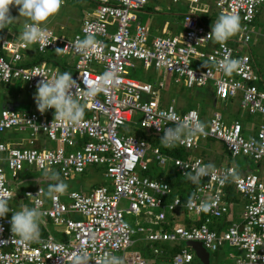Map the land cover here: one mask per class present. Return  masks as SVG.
<instances>
[{"label": "built area", "instance_id": "2783aa9c", "mask_svg": "<svg viewBox=\"0 0 264 264\" xmlns=\"http://www.w3.org/2000/svg\"><path fill=\"white\" fill-rule=\"evenodd\" d=\"M88 1L93 7L82 18L77 32L68 39L46 29L49 44L45 48L39 42L25 48L21 39L24 25L19 37L0 39V87L20 81L26 90L36 91L39 80L67 71L72 73L80 89L86 90L84 78L95 81L109 69L117 71L119 84L101 91L91 100L77 90L74 99L85 106L84 120L79 126L56 120L54 109L43 114L0 109V133L11 129L28 132L25 147L0 142V163L5 162L11 180L17 177L23 165L45 171L56 167L62 179L81 175L96 166L102 169L106 182L85 193L69 191L64 201L58 193H53L57 199L45 197L44 193L37 195L41 187L23 192L29 208L35 207L37 200L44 201L41 211L46 215L43 219L53 226H61L64 238L57 240L48 234L41 236L43 243L18 244L19 238L11 232L10 211L5 218H0V241L7 242L0 244V264H73L76 253L87 254L89 264H95L105 252L123 258L124 264H192L193 253L186 242L200 243L209 254L224 245L232 248L241 253L228 254L233 264H264V245L256 243L264 241V178L237 167V176L224 185L219 181L209 183L210 177L206 176L200 186L189 181L190 186L173 190L163 177L145 175L150 164H155L170 166L181 178L187 179L183 173L192 171L197 161H204L185 154L174 157L170 152L196 148L198 141L204 140L219 141L230 159L243 157L253 163L264 162V75L252 66L250 55L240 54L228 41L219 43L209 36L211 30L200 23L199 10L194 7L200 0H170L172 3L186 1L189 6V11L181 15L180 31L153 37L149 44V28L140 24L136 15L146 5V0ZM263 4L264 0H214L213 5L219 16L234 12L241 17L242 31L233 39L238 45L249 42L248 27ZM87 34L103 42L101 51L89 50L87 56L77 51L76 39H84ZM29 47L38 54L63 49L58 52L59 57L71 60L61 63L65 71L60 67L52 68L49 62L22 67V53ZM225 55L240 61L239 69L231 76L217 63ZM134 61L140 63L143 70L153 69L168 75L173 84L181 83L186 89L210 87L213 98L219 102L238 98V109L258 121L256 128L242 126L237 120L226 122L218 112H213L206 123L207 136H186L184 143L173 148L163 145V150L152 146L146 141L147 135L161 139L164 131L158 130L157 125L163 129L173 127L170 116L184 120L195 112L200 118L196 110L178 112L172 104L163 105L159 97V90L163 88L161 81L138 82L127 77L126 69L133 68ZM199 63L206 66L199 68ZM37 72L44 77L35 75ZM70 91L76 93L75 88ZM136 114H139L138 123L134 121ZM128 128H132L133 133L127 134ZM136 128L144 134L136 133ZM245 132L250 133L249 137H244ZM39 135L53 142L55 147L35 146ZM184 165L189 167L185 169ZM230 168L233 166H217L216 175L222 176ZM0 176L4 177L3 190L11 201L15 195L1 168ZM193 192L197 206L202 201L215 202L217 198L218 203L208 213L198 207H188L187 200ZM232 193L242 200L241 212L228 226L219 225L218 222L230 214ZM177 199L180 203L175 205ZM121 200L127 202L125 209L119 208ZM152 211L155 213L151 219ZM125 215H142L153 227L137 224L132 227L124 221ZM178 215L190 223L172 224ZM201 217L203 220L197 224ZM211 225L215 228H210ZM134 234L141 235L142 248H147L150 257L145 258L137 251L126 253L133 245L131 236ZM54 244H63V250H54ZM165 244L178 249L168 254L158 247Z\"/></svg>", "mask_w": 264, "mask_h": 264}, {"label": "rangeland", "instance_id": "374dc122", "mask_svg": "<svg viewBox=\"0 0 264 264\" xmlns=\"http://www.w3.org/2000/svg\"><path fill=\"white\" fill-rule=\"evenodd\" d=\"M213 4L214 0H200L198 5L194 6L195 8L200 6L206 8L209 15L207 16V19H205L204 23L206 27H210L211 29L212 25L215 24L217 18L219 17ZM86 5V0H64L59 13L54 17H50L46 23L41 25V27L52 30L55 35L68 39L75 31H77L78 23L75 21V19L81 21L83 17V11L86 10ZM17 7L18 6H10L11 15L18 18L12 24L7 25L5 29L0 30V35L3 37L1 39H9L8 36H4L3 31L6 29H8L10 33L22 31L23 25L25 24L27 18L19 16ZM146 8L149 10L148 17H150L148 26L150 31L147 37V44L150 43V40L153 37H163L170 35V32L166 34L161 30L175 27V25H173V21H175L177 18L180 20V16L189 11V6L186 1L172 3L170 0H146ZM72 14H74L73 17H71ZM67 15L70 17L68 18ZM136 15L138 16L139 23L143 25L146 22L144 15H141L140 11L136 12ZM66 18H68V22H66L67 25H65L66 28H64L65 26L57 25L59 21L63 23ZM27 22L31 23V21ZM248 30H250L249 42L247 44H238L236 45L235 49L240 54L250 55L253 60V64L259 67L261 69V74L264 75V4L259 7L258 14L249 25ZM109 32H111V29ZM235 37L236 35L230 37L229 39H233ZM28 55L30 58H35L38 56V54L34 52L33 48L31 47L28 48ZM40 55H42L41 57H43L45 60H48V62L52 64V68L57 70L62 62L71 60L70 57L60 58L59 53L56 51H49ZM133 63V68L126 69L127 77L137 80L138 82H143L146 79L150 83L161 81L163 88L159 90V97L163 105L172 104L175 109L187 110L190 108L196 110L199 114L200 120L205 124L208 122L213 112H218L226 122L237 120L242 126L249 127L250 125H253L256 128L258 121H253V116L247 115L245 112L238 109V98L230 99L225 102H219L218 100H215L213 95H210L209 90L206 89L210 87L185 89L181 83L173 84L168 75H163L161 72H156L153 69L143 70L140 66V63L136 61ZM205 66V63H199L197 67L200 68ZM35 93L36 91L26 90L25 85L22 82L11 81L7 86H4V88L0 87V103H4L5 101L2 108L7 110L32 111L38 113L39 111L37 110L34 100ZM134 121L138 123L139 114L134 115ZM11 132L14 134L13 139H20L26 136V134H19L16 131ZM130 133H133L132 128L127 129V134ZM136 133L142 134L143 131L136 128ZM249 135L250 133H244L245 138L249 137ZM160 140L161 139L159 137L154 135H147L146 137V141L148 143L163 150V144L160 142ZM43 141L46 144L45 147L49 149H53L55 147L53 142H47L44 139ZM150 144L149 149L151 148ZM146 155H148V152ZM185 155L189 157H200L205 164L211 162L214 163L216 167L231 165L235 168H244L245 172H252L258 177L264 178V162L251 163V161L246 160L243 157L228 159L227 153L219 141H198L197 147L188 149L185 151ZM2 167L6 173L5 175L9 183V187L15 195L13 200L9 203V207L14 209H21L23 206L27 205L26 199H24L22 196L24 191L34 190L36 187H43L47 192L49 183H52V181L47 180V178L44 176V173L46 172L45 170H35L27 165H23L22 170L19 172L15 181H12L9 177L6 165L2 164ZM50 170L58 172L56 167H52ZM165 170L166 166L162 167L154 165L149 172L152 174L159 172L160 174ZM101 171L102 169L99 168L98 173L93 171L86 172L84 175H74L66 179L61 178V180L69 186L67 192L76 191L85 193L89 190L91 185H95L96 182H106V179L103 178ZM15 192L17 194H15ZM65 194H59L63 201ZM231 197L236 198L238 196L232 193ZM169 200L170 198H167V201ZM126 207L127 202L125 200H121L119 203V208L125 209ZM241 207V203L240 208L238 206L236 207L238 212H240ZM154 213V211L151 212V219ZM74 218L78 219L79 217L75 216ZM124 221L132 227H134L136 224L144 227H153L148 222H146V219H144L142 215H139L138 217H134L133 215H125ZM47 227L49 234L54 236L57 240H62V238H64V236L61 234V226H53L49 223L47 224ZM140 236V234H134L131 236L133 245H131L126 250V253L133 251L142 253V242L139 239ZM168 246L170 248L173 247L170 244H168ZM228 254H232L233 256L241 255L240 252H237L234 249L224 245L220 247L217 252L209 255V264H233V259L228 258ZM192 262L194 263L196 260L193 258Z\"/></svg>", "mask_w": 264, "mask_h": 264}, {"label": "clouds", "instance_id": "9594fccd", "mask_svg": "<svg viewBox=\"0 0 264 264\" xmlns=\"http://www.w3.org/2000/svg\"><path fill=\"white\" fill-rule=\"evenodd\" d=\"M63 3L64 0H0V30L5 29L7 25L17 20L18 17H13L11 15L10 6H18L19 16L27 18L24 24V30L21 34V39L24 42L23 46L27 48L28 44L39 42L45 48V46L49 44L48 32L46 28L41 27V25L46 23L50 17L57 15ZM27 21H31V23ZM241 31V17L237 13H222L217 18L215 24L212 25L209 36L214 37L215 41L219 43H225L230 37L239 34ZM74 47L77 51L87 56L89 50L92 52L101 51L103 42L96 40L92 34H87L84 39L77 38ZM62 50L63 49L57 48L55 51L58 53ZM217 63L219 68L229 76L240 67V61L231 58L229 55H225ZM35 75L44 77L39 72ZM191 75L192 78L195 79L192 72ZM84 83L86 84V90H81L77 81L73 79L72 73L67 71L63 73L56 72L52 75L51 79L44 78L39 80L35 85L36 93L34 96L37 110L43 114L48 109H54V118L56 120L67 122L73 126H79L84 120L85 106L74 99V96L77 95V90L79 89L91 100L101 91H106L109 87L118 85L119 75L115 69H109L95 81L84 78ZM73 88L76 89L75 94H72L70 91ZM169 120L174 125L173 127L163 129L156 124L158 130L164 131V135L160 142L167 148H173L177 144L184 143V138L186 136H207V132L205 131L206 124L198 119L195 112L184 120H181L180 117L175 115L170 116ZM0 142L4 141L0 140ZM183 167L187 169L189 166L184 165ZM192 168V171H185L183 175L187 177L192 184L197 186L202 185L201 180L206 176L210 177L209 183L212 181H219L221 185L229 182L230 178L237 176V169L235 167L227 169L222 176L216 175V166L211 162L204 164L197 161ZM44 176L47 180L55 183H49L46 193L44 189L40 188L37 195L44 193L49 198L57 199L58 197H54L53 193L65 194L68 191L69 186L61 180L59 172L49 170L44 173ZM3 180L4 177L0 176V218H5L10 211L12 212L9 223L13 236L19 238L17 240L18 244L29 246L33 243H43V241H41V225L46 224V220L43 219L46 213L41 211V208L44 201L37 200L35 207L29 208L28 206H23L21 210L13 212L9 207L8 201L10 197L7 192L3 190ZM164 187L167 188L166 185H164ZM196 198V193H191L187 200V206L198 207L199 210L205 213L210 212L216 206V203H218L217 198L215 202L202 201L197 206L195 204ZM179 203L180 201L177 199L175 205ZM0 231H2V229H0ZM6 243L7 242L0 241V244ZM256 243L264 245V241L261 240H257ZM52 247L54 250H63L64 245L54 244ZM89 262L90 257L87 254H73V264H89ZM95 264H124V260L121 257L105 252L103 256L95 261Z\"/></svg>", "mask_w": 264, "mask_h": 264}, {"label": "crops", "instance_id": "0c3cea01", "mask_svg": "<svg viewBox=\"0 0 264 264\" xmlns=\"http://www.w3.org/2000/svg\"><path fill=\"white\" fill-rule=\"evenodd\" d=\"M87 1V5H86V10H84L83 11V17H84V15L93 7V5L88 1V0H86ZM18 9V8H17ZM197 9L199 10L198 11V16L200 17V16H208L209 15V13H208V11L206 10V8L205 7H203V6H200V7H197ZM80 12V11H79ZM140 13H141V15H144V19H146V22L144 23V25H146V26H149V22H150V17H148V15H149V10L146 8V5L143 7V9L142 10H140ZM257 14H258V12H257ZM256 14V15H257ZM256 15H255V18H256ZM74 16V14H72L71 15V17H73ZM67 17L69 18L70 16H68L67 15ZM82 17V18H83ZM179 17V16H178ZM181 17V16H180ZM68 18H66L65 19V21L62 23L61 21H59V23H57V25H59V26H65V25H67V23L66 22H68L67 21V19ZM254 18V19H255ZM82 20V19H81ZM137 20H139L138 19V16H137ZM75 21L78 23V28H79V25H80V20L78 21V19H75ZM180 20H179V18H177L175 21H173V25H175V27H173V28H169V29H166V30H164V29H162L161 31H164V33H168V32H170V35H172V34H174V33H176V32H178V31H180V22H179ZM139 22V21H138ZM64 28H66V26L64 27ZM149 28V27H148ZM78 30V29H77ZM150 31V30H149ZM4 32V36H8V38H16V37H19V35H20V31H16V32H11L10 33V31L8 30V29H6V30H4L3 31ZM75 32H77V31H75ZM74 32V33H75ZM249 32H250V30H249ZM73 33V34H74ZM1 38H3V37H1V35H0V39ZM234 39V38H233ZM233 39H228L227 41L229 42V45L230 46H232L233 48H236V45L237 44H235L234 42H233ZM232 41V42H231ZM34 50V49H33ZM35 52V51H34ZM251 57V56H250ZM31 60V58L29 57V55H28V49H27V51H25L24 53H22V61L20 62V64L21 63H26V62H29ZM251 60H252V58H251ZM252 66L254 67V68H256L260 73H261V69L259 68V67H257L256 65H254L253 64V60H252ZM263 75V74H262ZM207 90H209V92H210V95H212V91H211V88H206ZM17 133H19V132H17ZM22 134H26V136L25 137H23V138H20V139H13L14 137V134H13V132H11V131H7V132H5V133H3L1 136H0V140L1 141H4V142H7L8 144H10V145H13V146H18V147H25L26 146V140H27V138H28V134H27V132H21ZM12 134V135H11ZM20 134V133H19ZM9 135H11V136H9ZM45 142L43 141V138H42V136H37V138H36V142H35V146H37V147H45ZM53 183V182H52ZM43 188V187H42ZM44 189V192L46 193V189L45 188H43ZM28 191V190H27ZM15 194H17L16 192H15ZM45 195V194H44ZM46 196V195H45ZM240 203H241V206H242V200L239 198V197H236V198H232L231 199V202H230V217H232L233 218V221H235V220H237V217H236V214H238V213H240L241 212V210H240V212H238V210L236 209V207L238 206L239 208H240ZM14 209V208H13ZM17 209H20V208H17ZM241 209H242V207H241ZM16 210V209H15ZM75 217V216H74ZM178 217H180V218H178ZM178 218V219H177ZM46 220V224H44V225H41V228H42V231H41V236H46V235H48L49 234V232H48V227H47V224H49L50 222L47 220V219H45ZM187 220H186V218H184L182 215H178V216H175V218L173 219V221H172V224H186L185 222H186ZM142 248V247H141ZM193 253V252H192ZM195 263V262H194ZM193 262H192V264H194Z\"/></svg>", "mask_w": 264, "mask_h": 264}, {"label": "trees", "instance_id": "16d2710c", "mask_svg": "<svg viewBox=\"0 0 264 264\" xmlns=\"http://www.w3.org/2000/svg\"><path fill=\"white\" fill-rule=\"evenodd\" d=\"M18 8V7H17ZM205 19H207V16L205 15V16H200L199 17V20H200V23L202 24V25H204L205 26V23H204V21H205ZM206 27V26H205ZM208 29H210V30H212L210 27H207ZM38 54V53H37ZM42 55H40V54H38V56L37 57H35V58H31V60L29 61V62H26V63H21V66L22 67H29V66H33V65H37V64H40V63H42V62H44L45 61V63H47L48 62V60H45L43 57H41ZM60 69H62L61 71H65V68H63V65L62 64H60ZM144 81H147V82H149L147 79L146 80H144ZM4 88V87H3ZM186 89V88H185ZM6 100V99H5ZM4 103H5V101H4ZM4 103L2 102V103H0V109H4V108H2V106L4 105ZM178 112H184V111H186L185 109L184 110H182V109H176ZM187 110H190V108L189 109H187ZM24 112H26V111H24ZM28 112V111H27ZM11 131H13V129L11 130ZM24 132V131H23ZM25 132H27V131H25ZM27 134H28V132H27ZM12 135V134H11ZM11 135H9V136H11ZM0 136H1V134H0ZM43 138V137H42ZM41 148V147H40ZM45 148H47V147H45ZM163 153H168V152H166V151H164ZM183 154H185V151H180L179 149H177V150H173L172 152H170V155L171 156H174V157H183ZM227 158L228 159H230L228 156H227ZM202 159V158H201ZM246 160H249L248 158H245ZM249 161H251V160H249ZM251 163H253L252 161H251ZM251 163H249V164H251ZM2 164H5V162H2V163H0V168L3 170V172H4V174H6L5 173V171H4V168L2 167ZM6 165V164H5ZM155 164H150V166H149V168H148V171H146V173H145V175H147L148 177H150V178H157V177H163L164 178V180H165V182L169 185V187H171L173 190H178V189H180V187L181 186H183V185H185V186H190L189 185V180L188 179H183V178H181L180 176H179V174H177L175 171H174V169L172 168V167H166V170L164 171V172H161L160 174H159V172L158 173H155V174H152V173H150L149 171L152 169V166H154ZM156 166V165H155ZM7 168V167H6ZM96 172V173H98L99 172V168L98 167H96V166H93V167H91V168H89V169H87V170H85L84 172H83V175L86 173V172ZM149 172V173H148ZM19 174V173H18ZM82 175V174H81ZM6 176V175H5ZM18 176V175H17ZM10 177V176H9ZM61 177V176H60ZM11 179V178H10ZM7 180V179H6ZM12 181H15V180H12ZM8 182V181H7ZM105 184V182H103V181H100V182H96L95 183V185L93 186V185H91V187L89 188V190H91V189H93V188H95V187H97V186H100V185H104ZM37 188V187H36ZM43 189V188H42ZM88 190V191H89ZM87 191V192H88ZM25 192V191H24ZM179 194H181V193H179ZM22 196H23V193H22ZM231 196V195H230ZM45 197H47V196H45ZM14 198V197H13ZM13 199H11V201H12ZM44 200H46V199H44ZM229 200H231V199H229ZM11 201H9V203L11 202ZM26 201H27V199H26ZM26 206H28L29 207V205H28V202H27V205ZM13 209V208H12ZM13 210H15V209H13ZM17 210H20V209H16L15 211H17ZM45 220V219H44ZM203 220V218L201 217L199 220H198V222H196L197 224L198 223H200L201 221ZM230 220V221H229ZM227 221V222H226ZM231 222H233V218L232 217H230V214L228 215V216H225L223 219H221L219 222H218V224L219 225H222V226H228ZM186 224L185 225H188L189 223H190V220H188L187 219V221L185 222ZM226 223V224H225ZM215 228V226L214 225H211L210 226V228ZM41 231H42V228H41ZM159 248H161L164 252L166 251L168 254H173L174 252H176L177 251V249H178V247L176 246H173V247H169L167 244H165V245H159L158 246ZM142 249V253H141V255L143 256V257H145V258H148V257H150V254H149V252H148V250H147V248H141Z\"/></svg>", "mask_w": 264, "mask_h": 264}, {"label": "water", "instance_id": "95a60500", "mask_svg": "<svg viewBox=\"0 0 264 264\" xmlns=\"http://www.w3.org/2000/svg\"><path fill=\"white\" fill-rule=\"evenodd\" d=\"M55 182H53L54 184ZM185 245L193 252L194 264H209V253L198 242H186Z\"/></svg>", "mask_w": 264, "mask_h": 264}, {"label": "bare ground", "instance_id": "6f19581e", "mask_svg": "<svg viewBox=\"0 0 264 264\" xmlns=\"http://www.w3.org/2000/svg\"><path fill=\"white\" fill-rule=\"evenodd\" d=\"M230 221V220H229ZM227 222V221H226ZM226 224V223H225Z\"/></svg>", "mask_w": 264, "mask_h": 264}]
</instances>
